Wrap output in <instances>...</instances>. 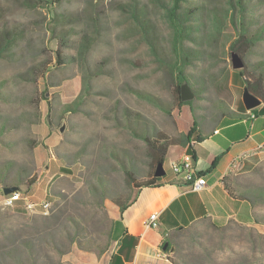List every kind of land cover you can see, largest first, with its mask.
I'll return each mask as SVG.
<instances>
[{"label":"rangeland","instance_id":"1","mask_svg":"<svg viewBox=\"0 0 264 264\" xmlns=\"http://www.w3.org/2000/svg\"><path fill=\"white\" fill-rule=\"evenodd\" d=\"M162 1L168 0H0V34L16 36L0 56V194L3 186L17 185L32 200L52 203L48 213L28 211L22 201L0 209V227L9 232L0 235V264H16L10 251L14 245L24 251L26 240L34 241L36 256L47 264H82L86 254L100 256L68 236L77 221L106 239L118 208L93 190L97 174L126 192L120 160L140 165L138 180L145 179L141 133L162 131L179 143L193 124V109L206 126L218 125L230 110H245L244 83L229 51L235 34L226 0H198L205 31L201 44L187 42L193 54L186 72L196 94L190 105L177 98L180 80L171 64L178 57ZM253 2L261 24L264 0ZM57 51L65 57L61 64ZM247 54L242 57L250 66L264 61V41ZM47 67L53 69L45 73ZM81 94L79 109L66 112L65 105ZM164 167L170 175V164ZM231 178L238 192L264 188V164L236 170ZM31 179L36 184L27 190ZM255 210L264 216V201ZM229 222L219 229L203 220L175 232L174 258L181 264H264V223Z\"/></svg>","mask_w":264,"mask_h":264},{"label":"crops","instance_id":"2","mask_svg":"<svg viewBox=\"0 0 264 264\" xmlns=\"http://www.w3.org/2000/svg\"><path fill=\"white\" fill-rule=\"evenodd\" d=\"M239 112L245 116H224L218 125L204 126V139L197 140L196 132L190 144L169 151L165 164L168 162L170 167L191 151L196 168L207 179L203 189L192 190L182 175L173 170L168 175L166 171L159 186L142 188L132 205L114 215L117 221L109 250L100 256L86 254L82 264H174L172 252L166 251L164 245L176 231L203 220L219 225L231 219L244 223L254 220L251 204L233 197L226 181L236 171L235 162L242 168L264 164V113L248 109ZM50 181L45 182L46 189ZM241 202L248 203L249 208L241 206ZM241 207L247 212L246 218L241 216ZM153 212L159 213L158 227L147 226Z\"/></svg>","mask_w":264,"mask_h":264},{"label":"trees","instance_id":"3","mask_svg":"<svg viewBox=\"0 0 264 264\" xmlns=\"http://www.w3.org/2000/svg\"><path fill=\"white\" fill-rule=\"evenodd\" d=\"M39 1L46 5H52L55 2V0ZM226 2L228 3L229 10V16L227 17V20L229 22L231 32L235 34V38L232 40L229 46L230 54L231 50H236L246 60V56H248L247 53L249 51L252 52L259 43L264 41V22L259 24L255 11L257 4L254 3L253 0H226ZM162 4L166 20L172 29L171 38L173 49L176 53V56L178 57V60L171 64L172 69L178 72L177 77L180 80V84L177 86V98L179 100V104L190 105L192 100L183 101L181 98V84L183 82H188L191 85V80L188 73L186 72V69L189 66V61H191L190 57L193 54V49L187 45V42L192 41L197 45L202 43L200 38L203 37L202 32L205 31V23L201 21V12L198 8V0H168L162 1ZM132 15L137 19L139 24L143 23V20L139 18L135 10L133 11ZM15 41L16 36L8 31L5 32V35L0 34V56H2L3 53ZM153 50L155 51V48H153ZM195 52L200 54L202 51L195 50ZM57 55L58 61L56 63H63L65 58L64 55L62 56L59 51H57ZM245 62V66L241 69H237L236 71L243 80L244 88H248L252 93L257 95L262 100V107L258 109V106L251 111H256L258 114L264 113V61L258 62L255 66H250L251 63H248V61ZM52 69L53 68L47 67L44 72L47 73ZM82 99L83 95L81 94L73 102L67 103L65 105V111H77L80 107ZM243 107L246 109L245 105H243ZM224 116L236 119L244 117L245 114L230 110ZM128 126L130 128L132 127L129 124ZM204 126L206 125L200 121L199 116L193 109V124L188 132L182 133L181 142L179 143L162 131L156 130L152 135L141 133L140 135L143 137L147 145L146 158L144 159V162L146 163V170L144 174L145 179L142 181L138 180L142 170L140 165L132 160H130L129 163L124 160H120L119 167L124 173L127 191L123 192L117 190V188H114L109 179L104 176V174H97L96 177L98 181V187H93V190L96 192V194L99 193L101 199L105 198L106 196L109 197L118 210L120 212H124L130 205L133 204L142 188L159 186L163 182L166 174L163 176H156L155 168L160 162L165 164L170 147L172 145L180 144L181 146H186L187 144H190L193 140V135L196 132L197 140L204 139ZM4 127L5 126L2 125L1 130L4 129ZM42 145L47 147L44 143H42ZM61 170L65 173H72L68 168L61 167ZM200 174L204 175V172H200ZM35 184V179L28 180L27 190L33 189L32 187L35 186ZM9 186L12 185L9 184ZM19 187V189L23 190L21 186ZM226 188L233 197L239 200L248 201L253 208L252 217L254 221L264 223V216H259L255 210L258 203L264 201V188L259 190L255 189L238 192L232 185L231 177L227 178ZM1 192L4 194L2 189ZM2 213L3 211L0 213V219L2 218ZM34 218L35 216H31V219ZM116 221L117 220H115V218H112L109 225L104 230L106 233L105 240L94 237L85 226L77 221L73 225L72 234L68 233V236L72 243L76 244V246L81 250H84L87 253L97 250L99 254H103L109 250L112 242L114 241V229L116 226ZM230 223L241 225V223L235 219H231L229 224ZM212 224L219 229H226L228 227V224L219 225L213 222ZM4 229L5 228L0 227V235L3 234L4 237H8L9 232L5 231ZM169 241L170 245L166 251H170L171 245L174 244L173 236L170 237ZM35 248L36 245L33 240H26L24 244V251H21L18 247H16V245H14L10 251V255L14 257L16 264H47L46 262L40 260L38 256H36ZM25 252L27 253L26 257L24 256ZM178 253V250H175L171 253L172 256L170 259L174 264H181L176 258H174V255Z\"/></svg>","mask_w":264,"mask_h":264},{"label":"built area","instance_id":"4","mask_svg":"<svg viewBox=\"0 0 264 264\" xmlns=\"http://www.w3.org/2000/svg\"><path fill=\"white\" fill-rule=\"evenodd\" d=\"M235 170L241 169V164L235 162L233 164ZM171 168L176 175H182V179L189 183L190 188L195 191L203 189L207 185V179L204 175L200 174V171L196 168L194 163L193 154L186 151L181 160L172 162ZM23 202L25 208L28 211L34 212V209H42L44 213H48L51 208V201L44 199L41 201L32 200L25 191L19 189L8 195H3L0 199V209H8L16 206L19 202ZM147 226L158 227L159 226V213L153 212L148 220Z\"/></svg>","mask_w":264,"mask_h":264},{"label":"water","instance_id":"5","mask_svg":"<svg viewBox=\"0 0 264 264\" xmlns=\"http://www.w3.org/2000/svg\"><path fill=\"white\" fill-rule=\"evenodd\" d=\"M231 61H232V68L237 70L241 69L245 66V60L242 55L237 52L236 50H231ZM196 96L192 86L188 82H183L181 84V98L183 101H188L194 99ZM243 102L248 110H252L262 104V100L252 93L248 88H245L243 91ZM65 131V123L60 127V132ZM166 174V170L164 164L162 162L158 163L155 168V175L156 176H163ZM19 186L12 185V186H3L2 190L5 195H8L16 190H19ZM170 245V241H167L164 245V249H167ZM175 251V245H171L170 252Z\"/></svg>","mask_w":264,"mask_h":264},{"label":"bare ground","instance_id":"6","mask_svg":"<svg viewBox=\"0 0 264 264\" xmlns=\"http://www.w3.org/2000/svg\"><path fill=\"white\" fill-rule=\"evenodd\" d=\"M35 212L44 213V210L42 209H34Z\"/></svg>","mask_w":264,"mask_h":264}]
</instances>
